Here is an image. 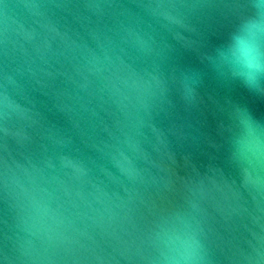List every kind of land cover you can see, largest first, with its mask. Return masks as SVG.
I'll list each match as a JSON object with an SVG mask.
<instances>
[{
    "label": "water",
    "instance_id": "1",
    "mask_svg": "<svg viewBox=\"0 0 264 264\" xmlns=\"http://www.w3.org/2000/svg\"><path fill=\"white\" fill-rule=\"evenodd\" d=\"M0 264H264V0H0Z\"/></svg>",
    "mask_w": 264,
    "mask_h": 264
},
{
    "label": "clouds",
    "instance_id": "2",
    "mask_svg": "<svg viewBox=\"0 0 264 264\" xmlns=\"http://www.w3.org/2000/svg\"><path fill=\"white\" fill-rule=\"evenodd\" d=\"M255 65H253V64H251V62H250V67H254Z\"/></svg>",
    "mask_w": 264,
    "mask_h": 264
}]
</instances>
